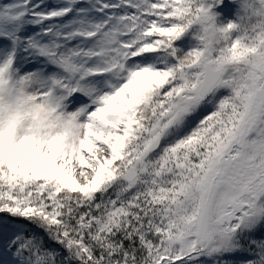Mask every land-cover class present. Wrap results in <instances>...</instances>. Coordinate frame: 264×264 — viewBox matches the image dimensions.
<instances>
[{"label": "snow or ice", "instance_id": "1", "mask_svg": "<svg viewBox=\"0 0 264 264\" xmlns=\"http://www.w3.org/2000/svg\"><path fill=\"white\" fill-rule=\"evenodd\" d=\"M258 233L264 0H0V264H264Z\"/></svg>", "mask_w": 264, "mask_h": 264}, {"label": "trees", "instance_id": "2", "mask_svg": "<svg viewBox=\"0 0 264 264\" xmlns=\"http://www.w3.org/2000/svg\"><path fill=\"white\" fill-rule=\"evenodd\" d=\"M262 234H264V233H258L257 235L259 236V235H262ZM54 247H59L58 245H53ZM236 259H240V257H237Z\"/></svg>", "mask_w": 264, "mask_h": 264}, {"label": "rangeland", "instance_id": "3", "mask_svg": "<svg viewBox=\"0 0 264 264\" xmlns=\"http://www.w3.org/2000/svg\"><path fill=\"white\" fill-rule=\"evenodd\" d=\"M49 2H50V3H54V2H55V0H49Z\"/></svg>", "mask_w": 264, "mask_h": 264}]
</instances>
